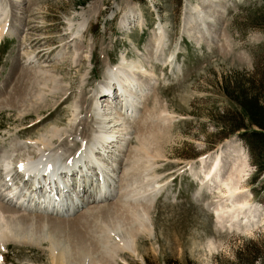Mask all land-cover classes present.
I'll return each instance as SVG.
<instances>
[{"label":"rangeland","instance_id":"1","mask_svg":"<svg viewBox=\"0 0 264 264\" xmlns=\"http://www.w3.org/2000/svg\"><path fill=\"white\" fill-rule=\"evenodd\" d=\"M0 20V32L4 21L7 25L0 45V158H11L15 186L31 187V182L21 180L23 174H17L20 164L26 163L28 155L33 161L40 159L34 152L37 143L53 127L68 129L76 104L81 106L83 121L77 136L55 138L48 153L60 152L66 160L92 141L98 128L92 122L94 95L106 71L122 58L145 61L146 68H152L155 81L146 108L156 113L166 110L170 118L169 136L159 141L165 158L158 159L155 167L156 188L161 190H156L152 202L154 230L152 235L138 233L135 253L119 243L118 231L101 233L104 226L116 222L112 215L114 219L90 218L89 228L81 226L88 229L87 258L57 261L62 248L70 244L67 231L73 221L119 207L116 195L121 183L111 185L115 188L111 200L97 204L92 202L96 188H89V182L87 195H81L84 205L65 216L5 204L16 213L6 214L7 221L0 217V230L10 223L9 240L0 241V264H90L97 259L100 264H264V174L257 176L250 148L241 138L246 130L230 131V126L236 127L232 124L242 126L244 119L237 115L240 106L224 95L226 87L253 93V79L260 86L264 78V0H0ZM160 28L166 37L164 49H159L165 63L152 58L150 51ZM147 76L140 78L147 81ZM47 80L46 88L42 84ZM21 83L28 90L11 102ZM40 90L42 100L36 96ZM122 95L118 93L120 99ZM224 115L232 120L230 126L222 123ZM129 140L131 146L137 145L135 138ZM15 145L29 149L18 153ZM124 152L114 149L105 160L111 164L125 160ZM241 152L248 159L240 183L244 193L232 198L218 185L200 192L201 181H206L203 172L214 164L217 154L223 157L225 178L237 156L234 166L242 162ZM203 161H207L204 167ZM4 173L0 166V200L12 187ZM116 174L120 179L124 176L122 170ZM237 200L247 205L230 214ZM219 203L228 209L223 212L226 220L235 215L234 223L217 218ZM55 222L62 224L64 232L54 230ZM104 235L108 240L112 237V244L102 242ZM117 243L119 249L114 247ZM106 246L116 248V253Z\"/></svg>","mask_w":264,"mask_h":264},{"label":"bare ground","instance_id":"2","mask_svg":"<svg viewBox=\"0 0 264 264\" xmlns=\"http://www.w3.org/2000/svg\"><path fill=\"white\" fill-rule=\"evenodd\" d=\"M140 18L143 19V16ZM124 23H127V18ZM5 24L6 21H4L3 26L1 27L0 41H2V38L7 34V25ZM70 25L73 29V25ZM80 28H84V24H81ZM165 41V32L160 28L159 33L155 34L154 44L152 50H150L154 55L152 58L156 57L155 59H160L162 51L159 52V49H164ZM155 53H158L159 58ZM164 59L165 58L160 59L162 63H165ZM145 64V61L127 62L126 59L122 58L121 63L106 71V77L103 78L102 84L99 85L98 92L94 95L96 100L92 103L94 104L92 107H94L93 115L95 117L92 122L96 123L98 126L97 130L94 131L95 136L87 146H84V149L79 151L72 158L64 160L60 152H54V155H52L48 153V151L52 149V142L55 138L62 141L63 139L70 140L73 136H77L78 128L82 126L83 122L80 119L82 113L80 105H75L72 114L73 119L70 120L68 129L53 127L47 136H43L39 140L38 143L40 144L37 143L38 148L34 150L37 155L41 156L40 159H37L39 161H33L34 158H31L30 155H28L25 157L26 163L20 168L23 175L28 178V181L21 180L24 181V184H30L29 182L32 184L29 189L24 185L26 190L22 191L23 189L17 187L18 185L15 187V185L12 184L14 183V176L12 175L13 170L11 169V158H0V166L4 168L5 179L12 182V187L10 188L11 191L3 200H0V217L3 221L8 220V218L5 217L6 214L16 213V209H22L33 213L46 212L58 217L65 216L70 211L74 212L84 205L82 203L83 200L81 201V197L85 194L87 195L89 182V188L95 187L97 191L95 193L96 197L92 202L97 204L107 203V201L112 199L114 196L113 192H115V188L112 189L111 185L115 186L117 182L122 184L121 189L118 190L116 195L119 205L118 208H113L112 210L107 209L97 214L92 212L87 216H83L77 220V222L73 221L72 225L68 227L69 231H67V241L70 243L67 246L70 247L64 246L62 248L59 257L57 256V261L66 263L67 259H71V257L73 260L76 259L78 261L87 258L91 248H89L87 242L88 229H84L83 227L89 228L87 225L89 224L90 218L95 219L99 217L100 219H106V217L113 218L111 216L115 215L116 222H114L113 225L109 223L110 226H104L101 233L105 234L107 231H118L121 233V235H117V238L120 239L119 243L123 242L125 249L129 250L131 253L137 251L138 233L142 232L152 235V231L154 230L151 213L153 208L152 202L157 198L156 190H161V188H156L159 185V176L155 167L158 159L165 158L160 149L159 141L161 142V137H165L169 133L168 128L170 126V120L168 119L170 118L166 115L168 114L166 113V110L160 109V111H162L159 112V114L154 112L155 110L149 111L146 108V103L148 102L149 97H151L152 92L150 91L151 86L155 81V75L154 71H151L152 68L148 70ZM140 75H148L147 81H143L142 78H140ZM149 80L151 83H149ZM49 82L47 80L46 84L42 85L47 88V83ZM114 83H116L117 86H114ZM48 89L54 90V88ZM27 90L24 83L21 86H17L14 90L15 97H11V102L12 100L16 101V99L22 98V96H24V91L26 93ZM118 93L123 94V99L118 97ZM36 96L39 97L38 100H42L43 91L40 90V93ZM105 98L106 100H102ZM144 102L145 105L143 104ZM142 105H144V109L143 111L140 109L139 118H136V113ZM133 118L135 119L133 120ZM131 137L136 139V146H131V141L129 140ZM122 144L125 145L122 146ZM25 149L28 150V146H14V150L18 153ZM114 149L120 150L122 153L125 151L126 159L119 161L116 160L113 164H111L109 160L106 161L105 158L107 159ZM102 156H104V158H102ZM240 156L242 162L240 161L238 165L234 166V163L239 160L237 156V159L229 165L230 169L229 167L228 169L230 171L228 170L226 177L224 178V176L221 175L224 164L223 157L222 155L220 156L217 154L214 164L211 165L207 172H203L206 181H201L200 192L206 190L211 191L214 189L213 187L216 188L218 185L221 186V188H225L228 195L232 198L234 195L244 193L240 191V183L243 178L242 174L244 173V169L248 167V159L245 154H242V152L240 153ZM206 162L207 161H203L202 167L207 164ZM119 170L124 172V176L121 179L119 176L117 177L116 174ZM90 173L93 174L92 178L89 177L92 176ZM71 174L74 175L71 176ZM53 175L54 177H52ZM195 175L197 174L195 173ZM58 176H60V178ZM75 178L78 181L74 183L73 180ZM83 179H85V181ZM238 201L239 200L235 202L238 204L232 206L230 211L232 210L238 213L240 211L239 208H243L242 210H244L247 205L246 202ZM5 204L16 209L9 208ZM224 206L219 203V206L215 208L217 218L221 222L227 224L230 222L234 223L233 218L235 215H232L233 217L231 216L232 219L230 221L225 219L226 213L223 214V212H226L228 209ZM248 210L253 211L254 209L248 207ZM223 215L225 217H223ZM246 220L247 219L244 221ZM9 225L10 223H7V225L0 230V241L9 240L7 234V231H10ZM232 225H230V227H232ZM240 225H242V223ZM53 226L56 228L54 229L55 231L64 232L65 230L60 222H55ZM111 238L112 237H109L108 240V237L104 235L102 237V242L105 245H110L112 244L110 242L112 241ZM116 242L117 241H115V243ZM118 246L121 245L117 243L114 247L118 248ZM93 247H95V245ZM114 247H107L106 249L116 253L117 249ZM57 251L58 250H54L53 252ZM90 264H100V259L93 260Z\"/></svg>","mask_w":264,"mask_h":264},{"label":"trees","instance_id":"3","mask_svg":"<svg viewBox=\"0 0 264 264\" xmlns=\"http://www.w3.org/2000/svg\"><path fill=\"white\" fill-rule=\"evenodd\" d=\"M144 2V0H140ZM251 90H238L237 87H226L224 89V95L231 101L233 105L237 104L240 106V112L237 115H240L244 120V124L230 126L232 120L228 119L229 115H224L222 117L223 124L225 126H230V131L232 132H241L245 129L246 132L240 133L242 140L250 148L255 166L257 169V176L260 177L264 174V78L260 81V86L256 85V82H251ZM234 92L237 95H234ZM242 111V112H241ZM246 123V125H245ZM257 128V130L255 129Z\"/></svg>","mask_w":264,"mask_h":264}]
</instances>
